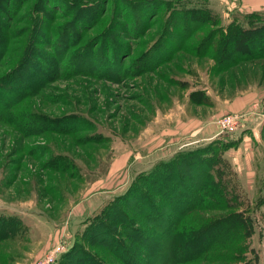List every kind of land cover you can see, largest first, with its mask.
I'll list each match as a JSON object with an SVG mask.
<instances>
[{
  "label": "rangeland",
  "instance_id": "obj_1",
  "mask_svg": "<svg viewBox=\"0 0 264 264\" xmlns=\"http://www.w3.org/2000/svg\"><path fill=\"white\" fill-rule=\"evenodd\" d=\"M247 8L0 0V264H84L89 216L107 199L154 163L210 146L249 203L218 206L208 189L214 198L179 233L232 212L247 220L230 246L177 264H264V48L244 43L233 53L231 43ZM228 51L239 57L218 71L213 57Z\"/></svg>",
  "mask_w": 264,
  "mask_h": 264
},
{
  "label": "trees",
  "instance_id": "obj_2",
  "mask_svg": "<svg viewBox=\"0 0 264 264\" xmlns=\"http://www.w3.org/2000/svg\"><path fill=\"white\" fill-rule=\"evenodd\" d=\"M207 12V7L202 6L201 21L206 19ZM244 17V26L236 29L231 41L233 53H239L244 43L257 42V45L263 44L259 51L264 48V10L246 13ZM227 42L230 44L228 36L224 38V43ZM233 53L228 51L222 59L219 55L213 57L218 71L239 57L237 54L230 60ZM3 101L1 99V103ZM212 149L210 146L208 152ZM208 152L205 148L178 151L171 158L162 159L150 169L137 173L122 192L107 199L98 213L89 216L85 238L90 247H85L91 250L79 247L83 254L79 258L84 264H112L95 246L105 248L120 264L188 263L202 260L201 257L214 248L230 246L234 232L242 227L241 219L247 220V216L241 218L238 212L203 222L199 220L187 236L179 233L186 223H191L188 221L192 218L190 215L201 211V204H209L203 203V198L209 194L214 198L215 191L220 194L218 206L229 203L230 207L239 209L249 203L227 157L220 151ZM207 177H212L211 184L206 182ZM211 188L215 190L213 193L208 192ZM173 257H180V260L173 263Z\"/></svg>",
  "mask_w": 264,
  "mask_h": 264
},
{
  "label": "crops",
  "instance_id": "obj_3",
  "mask_svg": "<svg viewBox=\"0 0 264 264\" xmlns=\"http://www.w3.org/2000/svg\"><path fill=\"white\" fill-rule=\"evenodd\" d=\"M244 1V0H242ZM248 8L245 11H257L264 9V0H246Z\"/></svg>",
  "mask_w": 264,
  "mask_h": 264
}]
</instances>
